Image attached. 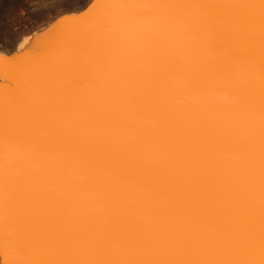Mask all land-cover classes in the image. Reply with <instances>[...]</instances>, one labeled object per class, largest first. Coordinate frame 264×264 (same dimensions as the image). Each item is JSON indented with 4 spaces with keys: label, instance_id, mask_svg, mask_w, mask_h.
<instances>
[{
    "label": "water",
    "instance_id": "water-1",
    "mask_svg": "<svg viewBox=\"0 0 264 264\" xmlns=\"http://www.w3.org/2000/svg\"><path fill=\"white\" fill-rule=\"evenodd\" d=\"M94 2L95 0H90L81 8L58 15L45 27L26 33L13 50L7 52L0 50V57L11 59L10 61L15 63L16 60L22 59L31 51L36 54L37 50L32 46L36 47V44L41 43L45 37L52 35L57 25H61L58 24L59 21L83 16ZM160 6L158 7L161 9L164 6L163 3H160ZM189 6V8H193L191 2ZM179 14H183L184 21H178V14L167 8L164 13H161L159 21H157L156 15L152 16L153 21L144 22L143 25H139L138 22L134 25L130 24L123 34L117 35V43L127 40L128 44L125 48L129 46V49L125 53L122 52L125 48L119 52L120 59L117 63L114 62L115 64L106 66L105 71L109 69L107 72H103L104 78L100 74L98 79L91 80L92 73L88 68L86 73H77V81L82 83L81 88L78 89L79 92L77 94L71 92L70 99L59 103L60 106H56V110L49 114L47 110L40 113L41 108L35 105V132L52 136L53 142H56L51 144L54 147L53 150H47L48 158H41L43 159L41 161L39 157L27 156L25 158V155H21L20 158L23 159L21 165L13 166V161L5 154L7 151L5 146L0 147V174L3 177L0 193L19 194L21 199L24 198L28 201L26 203L30 209L32 206V212H19L21 220L27 224L28 228H33L31 222V214H33L37 229L48 223L59 239L66 232L69 234L72 232L76 221L78 226L74 229L76 231L84 230L83 237L71 241L69 256L75 261L74 264H122L123 258H121L120 252L123 250L125 253L124 248L128 245L127 242L134 239L136 237L134 235H138L143 229L140 228L141 225L137 224L139 217L142 220H148L146 218H152L153 215L155 217L163 215L165 221L170 220L169 223L174 226L170 232L167 230L164 233L157 232L158 236L153 248L161 246L160 248L163 250H169L167 252L172 251L173 239L176 236L181 239L184 234L181 235V232L184 231L195 238H200L201 245H204L203 242L207 245L200 248L201 252L206 253L208 247L212 248L213 255L214 247L219 245L216 258L219 260V264L227 263L224 252L229 245L224 235L225 230L216 229V233L210 229L203 230L204 224L208 226L213 222L212 220L221 221L224 209L231 211L230 214L241 215L244 213L248 218L260 217L264 223V187L253 186L247 189V183H245L246 189L237 186H235L236 189L230 188L221 181L227 171L226 165L223 166L221 163H215L206 170L204 167L200 170L197 167L198 164L200 166H203L204 163L208 164L205 160L215 157V147L212 144L213 135L210 124L200 113L199 99L191 98L198 105V110L193 114H190L186 107H188L187 102L190 99L189 93L196 89L193 86H197V80L209 83L210 61L208 57H210L211 51L207 50L206 45L202 48L197 44L183 48L181 41L184 37L179 33L178 24L191 27L188 19L190 15L188 13L187 17L185 13ZM170 17L176 21H170L168 19ZM65 22L67 21L63 23ZM187 27L183 29L185 32L188 30ZM91 54L95 60V55L92 52ZM158 62L161 65L160 71L152 69L153 65L158 67ZM175 64L178 66L179 75L181 72L183 77L187 66L193 65L191 73L187 70L192 78L188 81L183 80L184 83L192 81V84L183 97L178 95L177 108L171 111L170 107L168 108L166 94L172 99L173 95L167 89L175 78L173 72L175 69H171ZM129 66L134 69V73ZM167 68H169V73L165 80ZM155 76L159 77L158 82L162 86L158 87L159 92L163 95L161 101L154 96V93L149 98L148 95H145L147 89L145 91L143 89V83L150 82ZM3 78L0 76V85H7L3 82ZM164 80L165 84H163ZM158 82L156 84H159ZM93 83H95L94 93L91 91ZM9 85L8 95L15 92L16 89L14 83H9ZM105 93L107 96L102 98ZM14 99L12 100L13 107L8 104V109H6L10 113H1L4 115L0 118V128L13 123L14 121H11L14 119L26 127V123L22 121L24 117L29 113L33 117V105L18 107ZM115 101L117 104H113ZM196 113L197 115L194 116ZM5 118L8 121H3ZM6 122L8 123L6 124ZM102 124L106 125L104 129H101ZM108 124L119 128L117 135L120 133L122 139L125 136L131 139V144L129 141V146L125 150L129 161L121 158L119 162L120 174H117L115 182L111 185L97 179L98 172H94L93 169L95 158L101 156L103 148L101 145L102 143L104 145L106 141V138H103L101 134L107 132L105 129L108 128ZM2 130L7 131V128ZM128 130L133 132L134 140L130 133L122 135ZM98 133L101 134L94 142L93 137ZM118 141L114 135L110 136L109 146L104 149V160L106 153L109 160L104 163L107 171L112 167L113 158L110 159V157L115 153L117 146L115 142ZM209 152L214 156H211ZM254 157L250 160L253 163L252 169L254 168L261 174L260 182L264 181L262 155L254 154ZM233 170L234 173L236 170L240 171L239 174H244L241 172L242 167L239 169L235 167ZM15 171L19 174L22 172V174L15 176ZM141 176L146 178L148 183L145 181L142 186L137 181L136 183L142 186L138 187L134 184V180ZM215 176L219 177V180H215ZM212 179H214L213 182ZM106 180L111 181V178ZM121 180L124 185L123 182L118 184ZM218 182H222L220 186H218ZM204 184H209L210 188L215 187L208 189ZM107 188L110 189L106 192ZM123 188H127V191L122 192ZM116 191L120 193L117 194ZM164 193H171L174 201L176 199V211L171 205L163 208L164 198L161 194ZM179 203L185 208L199 210V215H202L203 210L213 208L214 213L209 217L210 224L206 222L200 225L198 222L193 224L192 219L188 222L184 221V218L179 220L178 212L182 211V206L177 205ZM203 204L207 205L206 208ZM221 205L229 208L222 209ZM254 205L256 208H253ZM141 206L147 212L140 213L132 217L130 221H126L127 216ZM174 214L178 215V219L173 217ZM93 216L95 217L93 218ZM70 217L75 220L74 226H69L66 221ZM158 217L153 219V225H157ZM99 218H101V222L96 227ZM114 218L117 221L122 220L119 222V224H123L122 229L119 228L120 225L117 221L113 220ZM227 221L229 220L227 219ZM112 224L115 225L112 227ZM116 224H118L117 227H115ZM197 227L200 230L199 233ZM87 229L90 234L88 239H86ZM190 229L194 234L190 232ZM76 231H74L73 237L77 236ZM99 236L102 247L93 250L92 239L99 238ZM115 236L118 237L117 240H115ZM63 248V244L59 242V247H57L59 252H57L62 260L64 259ZM171 255H174L173 251ZM3 260L0 247V264H5ZM134 260L139 264L145 262L136 258ZM163 263L171 264L167 260L159 264Z\"/></svg>",
    "mask_w": 264,
    "mask_h": 264
},
{
    "label": "bare ground",
    "instance_id": "bare-ground-1",
    "mask_svg": "<svg viewBox=\"0 0 264 264\" xmlns=\"http://www.w3.org/2000/svg\"><path fill=\"white\" fill-rule=\"evenodd\" d=\"M153 1L95 0L83 16L77 19H66L64 20L67 21L65 23L59 21L58 24L61 25H57L52 35L45 37L41 43L36 44V47L32 46L36 48V54L31 51L24 55L22 59L16 60L15 63H12L11 59L0 57V76L4 77L2 80L7 84L0 85V114L10 113L6 109H8V104L13 107L12 100L14 98L18 107L23 108L25 105H33L34 107L33 117L29 113L22 120L26 123V127L16 119L11 121H14L13 123L1 126L0 147L5 146L7 150L5 154L13 161V166L21 165L23 160L20 158L21 155H25V158L27 156L39 157L41 161L48 158L47 150H53L54 147L51 144L56 142H53L52 136L35 132V105L41 108L40 113L47 110L49 114V112L56 110V106H60L59 103L70 99L69 94L71 92H76L75 94L79 92L78 89L81 88L82 83L77 81V73H86L88 68L92 73L91 80L98 79L100 74L104 78L103 72H107L109 69L105 71L106 66L117 63L120 59L119 52L128 44L127 40L117 43V35L119 33L123 34L130 24L134 25L138 22L139 25H143L144 22L153 21L152 16L157 15V21H159L161 13L170 8V11L178 14V21L185 20L183 14L180 15L179 13H185L187 17L188 13L190 15L188 19L191 27L178 24L179 33L184 37L181 41L183 48L184 46L192 47L197 44L202 48L206 45L207 50L211 51V55L208 57L210 61L209 83L197 80V86H193L196 89L194 88L195 90L193 89L194 91L189 93L190 99L187 102L188 107H186V110L193 114L198 110V105L191 98L199 99L200 113L204 115L210 124L213 135L212 144L215 147V157L205 160L209 165L204 163L203 166H200L198 164V169L204 167V170H206L215 163H221L223 166L226 165L227 168L224 179L220 177L222 178L221 181L225 182L230 188L236 189L235 186H237L246 189L245 183H247V189L253 186L263 188L264 185H262V181L260 182L261 174L255 171L254 168L252 169L253 163L250 160L252 157L255 158L254 154L262 155L261 131L264 127V5L260 3V0ZM190 2L192 9L189 8ZM160 3L164 5L161 9ZM191 11L192 14H190ZM168 19L176 21L171 17ZM184 27L188 28L187 32L183 30ZM128 49L129 46L122 52L125 53ZM91 52L95 55V60L91 57ZM178 65H180V62H178ZM129 68L134 73V69L130 66ZM172 68L175 69L173 71L175 78L167 90L171 92L173 97L171 99L168 94H166V97L169 103L168 108L170 107V110L174 111L177 108L178 95L183 97L192 84V81L184 83L183 80L188 81L192 78L187 70L191 73L193 65L189 64L187 66L184 77L181 72L179 75L177 64ZM152 69H161L160 62H158V67L153 65ZM168 73L169 68L165 72V80ZM158 78L155 76L150 82L143 83V89L144 91L147 89L145 95H148L149 98L154 93V96L161 101L163 95L159 92L158 87L162 86L158 82ZM165 80L163 84H165ZM157 82L160 85L156 84ZM9 83H14L16 88L15 92L10 95L7 94ZM94 85L95 83L91 86L93 93L95 91L93 89ZM105 95L107 96V93L102 98ZM113 104H117V102L115 101ZM3 115L1 114L0 118ZM3 121L8 120L5 118ZM105 126L102 124L101 129H104ZM3 128H7V131L2 130ZM117 129L119 130L115 125L108 124L105 134L102 132V134L98 133L93 137L94 142L100 134L103 138H106L104 145L103 143L101 145L103 147L101 156L95 158L96 162L93 169L94 172H98L97 177L95 176L97 179L110 185L115 182L117 174H120L119 162L121 158L129 161L125 155V150L129 146V141L131 144V139L128 136L122 139L120 133L119 136L117 135ZM23 132H26V134H23ZM129 133L134 140V134L131 130L122 135H128ZM113 135L119 141L115 142L117 145L116 150L110 157V159L113 158L111 161L112 167L107 171L104 163L109 161L108 155L106 153L104 160L103 153L105 147L109 146L110 136ZM210 151L212 152V149ZM211 156H214L213 153H211ZM235 167L236 169L242 167L241 172L244 174H239L240 171L236 170L234 173L233 168ZM20 174L16 172L15 176ZM104 175H108L107 178ZM218 178L214 177L215 180ZM214 179H212V182ZM137 181L144 186L146 178L141 176L134 180L136 186L142 187L136 183ZM122 182L121 180L118 184L120 185ZM146 182L148 183V181ZM222 182H218V186ZM205 187L212 189L215 186L210 188L209 184H206ZM109 189L107 188L106 192ZM125 191H127V188L122 189V192ZM119 193L118 191L117 194ZM161 196L164 198L163 208L171 205L176 211L175 203L177 201L176 199L174 201L173 195L164 193ZM26 202L28 201L24 198L21 199L19 194L5 195L0 193V247L5 264H74L75 261L69 256L71 241L83 237L85 235L84 230L78 229L76 231L77 221V225L74 226L75 220L70 217L66 221L69 226H74L75 229L73 227L70 234L66 232L59 239L48 223L37 229L33 214H31L33 228H28L19 214L20 211L32 212V206L30 209ZM177 205L182 206L180 203ZM203 205L206 208L207 205ZM224 207L229 208L221 205L222 209ZM253 208H256V206L254 205ZM143 212L147 211L142 206L133 210L127 216L126 221H130L132 217ZM213 213V208H207L206 211H202V215H199V210L182 206V211H179L178 215L179 220L184 218V221L188 222L192 219L193 224L198 222L200 225L203 222L210 224L211 219L209 217ZM230 213L231 211L224 209L221 221L212 220L213 222L210 225L205 226L204 224L202 229H210L215 233L221 228L225 230L224 235L229 245L224 252L226 264H259L262 251H264L263 221L260 217L255 218L252 216L248 218L244 213L241 215ZM178 215L174 214L173 217L178 219ZM157 217L153 215L152 218H146L148 220H142L139 217V223L137 224L141 225L140 228L143 229L140 230L138 235H134L136 236L134 239L130 238L131 240L127 242L128 245L124 248L126 254L123 250L120 252L121 258H123L122 264H139L134 260L135 258L145 261L144 264H154V262L159 264L165 262V260L171 264H219V260H216L219 245L214 247L215 252H213V255L212 248L207 247L206 253L201 252L200 248L207 245L204 242L205 246L201 245L202 240L200 238H195L184 231L181 232V235L184 233L181 239L176 236L172 241L174 246L172 245L171 250L174 255H171L172 251L167 252L169 250L166 248V250L160 248L161 246L153 248L152 246L158 236L157 232L162 231L164 233L165 230L170 232L174 229L173 224L169 223L170 220L165 221L163 215L158 217L157 225H153V219ZM75 219L77 220L76 217ZM113 220L117 221L116 218ZM121 221L118 220L117 223L119 224ZM100 222L101 218L98 219L96 227L100 225ZM114 225L112 224V227ZM119 225V228L122 229L123 224ZM74 231L78 233L76 237H73ZM199 231L197 227V232L199 233ZM190 232L194 234L191 229ZM89 235V229H87L86 239L89 238ZM57 237L59 239L58 243L56 241ZM117 239L118 237L115 236V240ZM92 240L94 243L93 250L102 247L100 236ZM59 242L64 247L63 260L58 254L59 249L57 250ZM220 243L222 242L220 241Z\"/></svg>",
    "mask_w": 264,
    "mask_h": 264
},
{
    "label": "trees",
    "instance_id": "trees-1",
    "mask_svg": "<svg viewBox=\"0 0 264 264\" xmlns=\"http://www.w3.org/2000/svg\"><path fill=\"white\" fill-rule=\"evenodd\" d=\"M33 0H0V47L13 48L20 34L35 23L28 7ZM22 13H25L22 16Z\"/></svg>",
    "mask_w": 264,
    "mask_h": 264
},
{
    "label": "rangeland",
    "instance_id": "rangeland-1",
    "mask_svg": "<svg viewBox=\"0 0 264 264\" xmlns=\"http://www.w3.org/2000/svg\"><path fill=\"white\" fill-rule=\"evenodd\" d=\"M90 0H33L28 4L30 11L35 14V23L32 27L22 32L14 44L13 48L0 50L7 52L13 50L21 37L32 30H38L45 27L51 20L60 14L69 12L85 6ZM25 13H22L24 16Z\"/></svg>",
    "mask_w": 264,
    "mask_h": 264
},
{
    "label": "snow or ice",
    "instance_id": "snow-or-ice-1",
    "mask_svg": "<svg viewBox=\"0 0 264 264\" xmlns=\"http://www.w3.org/2000/svg\"><path fill=\"white\" fill-rule=\"evenodd\" d=\"M260 3L264 5V0H260ZM261 145H262V163H264V127H262L261 131ZM262 173H264V168H262ZM3 177L2 174H0V186H2ZM262 185H264V181H262ZM259 264H264V251H262L261 254V260Z\"/></svg>",
    "mask_w": 264,
    "mask_h": 264
}]
</instances>
